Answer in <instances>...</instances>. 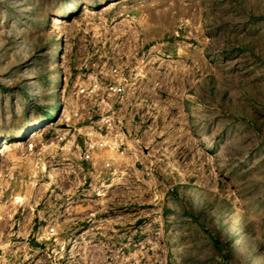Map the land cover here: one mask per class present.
Wrapping results in <instances>:
<instances>
[{
	"label": "rangeland",
	"instance_id": "1",
	"mask_svg": "<svg viewBox=\"0 0 264 264\" xmlns=\"http://www.w3.org/2000/svg\"><path fill=\"white\" fill-rule=\"evenodd\" d=\"M0 264H264V0H0Z\"/></svg>",
	"mask_w": 264,
	"mask_h": 264
},
{
	"label": "built area",
	"instance_id": "2",
	"mask_svg": "<svg viewBox=\"0 0 264 264\" xmlns=\"http://www.w3.org/2000/svg\"><path fill=\"white\" fill-rule=\"evenodd\" d=\"M116 72V71H115ZM96 87V86H95ZM106 90L110 93V94H112V95H115V96H118V95H120L121 93H122V89H121V87H119V86H116V84L114 85V84H108L107 86H106ZM60 140H63V138H61L60 137ZM89 153V152H88ZM87 153V155H86V159H90V154H88Z\"/></svg>",
	"mask_w": 264,
	"mask_h": 264
},
{
	"label": "bare ground",
	"instance_id": "3",
	"mask_svg": "<svg viewBox=\"0 0 264 264\" xmlns=\"http://www.w3.org/2000/svg\"><path fill=\"white\" fill-rule=\"evenodd\" d=\"M53 171H56V170H53ZM55 180H56V179H55V176L52 175V176H51V183H55Z\"/></svg>",
	"mask_w": 264,
	"mask_h": 264
}]
</instances>
